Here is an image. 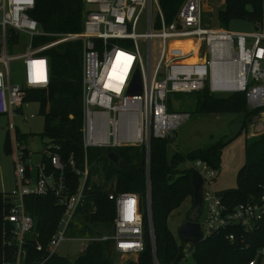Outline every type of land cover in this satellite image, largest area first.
I'll use <instances>...</instances> for the list:
<instances>
[{
    "label": "built area",
    "instance_id": "obj_1",
    "mask_svg": "<svg viewBox=\"0 0 264 264\" xmlns=\"http://www.w3.org/2000/svg\"><path fill=\"white\" fill-rule=\"evenodd\" d=\"M87 8L83 30L61 34V39L35 46L34 38L47 33L41 31L30 15L36 0H2L0 4V115L9 119L13 137L16 184L5 193L9 204L5 220L11 224L9 245L17 248L15 260L5 264H27L26 235L34 227V218L27 211L26 197H56L64 207L56 232L44 248L46 256L32 264H44L56 254L60 244L68 239L69 228L78 211L87 202L90 176L89 149L113 150L141 146L146 153V171L150 172V153L153 138H172V133L190 118L189 113L170 109L172 93H195L207 89L214 95L245 92L250 106L264 107V32H231L203 23L204 0H184L174 20L165 19L159 0H84ZM264 2V0H263ZM262 26L261 23H258ZM143 28L139 30V28ZM8 29L26 33L31 38L28 50L12 56L7 52ZM191 38L193 49L184 55L166 58L167 41ZM158 38L160 48L153 62L152 41ZM82 42L83 85V144L84 164L77 165L72 153L68 163L63 161L60 146L47 145L37 164L31 163L32 153L17 141L18 129L14 119H27L29 91L50 85V60L43 52L58 42ZM141 41L146 42V54ZM193 60H188L190 58ZM22 60L23 81H14L10 62ZM142 76L141 94H130L137 71ZM189 168L203 177V209L201 222L204 240L222 232L230 242H246L232 229L253 231L264 217V183L255 198L234 207L224 204L215 189L218 175L203 160L188 161ZM66 165L79 177L71 192L66 178ZM115 203V231L110 236L112 249L124 255H138L145 249L146 220L153 242L152 202L150 178L146 182L145 198L136 192L110 193ZM264 264V243L257 247L249 264Z\"/></svg>",
    "mask_w": 264,
    "mask_h": 264
},
{
    "label": "trees",
    "instance_id": "obj_2",
    "mask_svg": "<svg viewBox=\"0 0 264 264\" xmlns=\"http://www.w3.org/2000/svg\"><path fill=\"white\" fill-rule=\"evenodd\" d=\"M183 1L159 0L168 22L174 20ZM263 4V0H225V4L219 9V23L222 27H227L233 19H247L262 24ZM86 12L84 0H36L30 15L38 21L41 31L47 34L36 36L34 45L42 46L57 41L61 39V34L81 32ZM7 33L10 43L19 40L13 30H8ZM43 54L50 60V85L45 89L29 91L28 100L41 103V112L46 116L43 136L50 139V145L60 146V154L66 164L73 153L77 165L82 167L85 155L82 133V42L78 39L61 41L47 48ZM197 110L205 114H242L240 133H248L253 118L264 107L250 109L245 92L214 95L205 89L197 92ZM10 134L9 132L7 142L12 152ZM17 134L20 139L23 138L19 132ZM170 144V138L152 139L149 175L146 171L144 147L117 148L119 162L111 160L104 149H89V162L93 159L96 163L88 181L87 202L70 227L72 234L90 238L89 242L74 259L54 254L44 264H115L112 258V241L99 238L114 231L115 203L109 199V194L137 192L145 198L147 178H150L151 183L153 242L149 222L146 220L145 249L135 261L128 264H179L186 257L185 247L189 243L177 240L169 226V217L186 201L192 204L194 190L191 180L193 169L179 170L178 167L186 161L203 160L218 170L225 143L201 148L188 156L180 152L169 155ZM66 178L71 192H74L79 177L69 165H66ZM237 180L236 188L220 192L224 204L229 207L247 202L262 191L264 132L246 137L245 163L238 171ZM25 202L27 211L35 222L33 229L26 235L24 245L27 252L26 263L32 264L46 256L45 249L38 250L37 245L40 243L44 248L47 246L58 228L64 207L58 204L53 195L28 196ZM8 208L5 194L0 192V264L13 262L17 251L15 245L8 244L12 236V226L5 220ZM189 219L190 212L186 215V220ZM232 230L239 237L244 234L246 242H230L225 237L226 232H222L197 245L190 244L198 263L249 264L257 247L264 243V217L250 233H245L242 229ZM258 264H262L261 260Z\"/></svg>",
    "mask_w": 264,
    "mask_h": 264
},
{
    "label": "rangeland",
    "instance_id": "obj_3",
    "mask_svg": "<svg viewBox=\"0 0 264 264\" xmlns=\"http://www.w3.org/2000/svg\"><path fill=\"white\" fill-rule=\"evenodd\" d=\"M2 0H0V3ZM225 4V0H204L203 23L215 28L228 29L231 32H264V4H263V21L262 26L258 23L251 22L247 19H233L227 27H222L219 23V9ZM88 10L92 9L91 5H87ZM143 28H139L142 30ZM21 44L17 47L8 49L9 54L23 53L30 45V39L26 35L21 36ZM153 62L157 59L160 41L155 38L152 41ZM194 45L191 38L170 39L167 41L166 58H171L189 53ZM142 53L146 54V42L141 41ZM194 57L188 59L193 60ZM11 69L13 77L17 82L22 81L24 70L21 61L12 62ZM221 95V94H220ZM28 106L24 107V112L33 116L22 119L16 117L14 119L18 132L23 138L17 141L22 146L27 147L32 153L31 163L37 164L47 145H50V139L43 136L45 129L46 116L41 112V103L39 101L30 100ZM248 103V100H247ZM170 109L175 112L189 113L190 118L183 122L177 130L172 133L171 144L169 146V155L180 152L188 156L201 148L223 142L221 164L218 169V175L214 181V189L220 193L238 186L237 175L239 169L245 163V139L249 136H257L264 132V110L253 118L248 133L245 131L240 133L243 115L242 114H205L197 110V92L195 93H172L169 97ZM250 109H255L249 105ZM9 119L0 115V192H11L16 184L14 151L8 147ZM11 133V132H10ZM11 145L13 146V137L10 134ZM10 142V141H9ZM93 151V150H91ZM90 167H93L96 160H90ZM188 161L179 165V170L189 169ZM181 208L173 211L169 217V226L175 233L178 241L179 227L186 220V215L191 211V202L186 201ZM207 209H203L200 221L202 222ZM90 238L87 237H69L60 244L58 255L74 259L87 246ZM186 257L179 264H199L194 251L191 250L190 244L185 247ZM138 255H124L113 252V260L115 264H128L135 261Z\"/></svg>",
    "mask_w": 264,
    "mask_h": 264
},
{
    "label": "water",
    "instance_id": "obj_4",
    "mask_svg": "<svg viewBox=\"0 0 264 264\" xmlns=\"http://www.w3.org/2000/svg\"><path fill=\"white\" fill-rule=\"evenodd\" d=\"M142 92V76L141 72L138 70L133 84L129 90L130 94H141ZM105 154L114 162L120 161V155L117 151L113 150L111 147H107L104 150ZM191 180L193 185V203L192 209L190 211L191 219L185 220L179 227V236L184 243H190L192 245H197L201 243L203 238V230L199 217L201 215L203 207V177L201 173L197 170H193L191 174Z\"/></svg>",
    "mask_w": 264,
    "mask_h": 264
},
{
    "label": "crops",
    "instance_id": "obj_5",
    "mask_svg": "<svg viewBox=\"0 0 264 264\" xmlns=\"http://www.w3.org/2000/svg\"><path fill=\"white\" fill-rule=\"evenodd\" d=\"M1 4V3H0ZM87 9V8H86ZM87 13V12H86ZM8 30H13L18 36H19V40L16 42V43H10V38H9V34H8V36H7V39H8V42H7V52H8V49L9 48H11V47H17V46H19L20 44H21V46H22V40H21V36L22 35H26V36H28L29 37V39H30V42H31V38H30V36L28 35V34H26V33H23V32H20V31H16V30H14V29H8ZM28 47H29V45L27 46V50H28ZM2 49H3V47H2V36H1V30H0V53H1V51H2ZM26 50V51H27ZM25 51V52H26ZM25 52H23V53H25ZM23 53H18V54H12V56H15V55H21V54H23ZM9 54V53H8ZM11 55V54H10ZM17 61H21V63H23L22 62V60L20 59V60H13V61H11L10 62V67H11V63L12 62H17ZM12 70V69H11ZM13 73V72H12ZM13 79H14V77H13ZM14 81H16L15 79H14ZM22 81H23V74H22ZM21 81V82H22ZM17 82V81H16ZM21 82H19V83H21ZM31 101L29 100V103H30ZM29 103H28V105H29ZM233 114V113H232ZM218 115V114H217ZM220 115V114H219ZM1 116H5L6 118H8L6 115H1ZM247 137H250L249 136V134H248V136ZM130 147H141V146H130ZM102 149V148H101ZM106 149V148H105ZM104 149V150H105ZM115 151H116V149H115ZM101 169V168H100ZM218 171V170H217ZM90 175H92V167H91V169H90ZM90 177V176H89ZM96 177V179H98V177L97 176H95ZM88 181H89V178H88ZM88 184H89V182H88ZM137 193V192H136ZM193 203V202H192ZM85 207V205L82 207V208H84ZM192 207V206H191ZM81 208V209H82ZM203 208V207H202ZM81 209L78 211V213H77V215H76V217L74 218V220H73V222H72V224H74L75 222H76V220H77V218H78V216H79V214H81ZM202 212V211H201ZM201 222V221H200ZM71 224V225H72ZM71 227V226H70ZM114 231H115V226H114ZM114 231H113V233H114ZM112 233V234H113ZM112 234H110V233H106V234H104L103 236H101V237H104V236H110V235H112ZM68 235H69V237H78V236H81V237H84V236H82V235H74V234H72V232L70 231V228H69V231H68ZM101 237H99V238H101ZM190 244V243H189ZM60 247V246H59ZM85 249V248H84ZM113 250V249H112ZM57 252H58V250H57ZM56 252V254H58ZM115 252V251H114Z\"/></svg>",
    "mask_w": 264,
    "mask_h": 264
},
{
    "label": "flooded vegetation",
    "instance_id": "obj_6",
    "mask_svg": "<svg viewBox=\"0 0 264 264\" xmlns=\"http://www.w3.org/2000/svg\"><path fill=\"white\" fill-rule=\"evenodd\" d=\"M201 219V215H200V217H199V220Z\"/></svg>",
    "mask_w": 264,
    "mask_h": 264
}]
</instances>
